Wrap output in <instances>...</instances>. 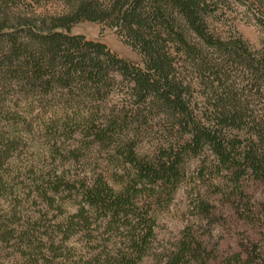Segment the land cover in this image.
<instances>
[{
  "label": "trees",
  "instance_id": "1",
  "mask_svg": "<svg viewBox=\"0 0 264 264\" xmlns=\"http://www.w3.org/2000/svg\"><path fill=\"white\" fill-rule=\"evenodd\" d=\"M218 1L64 0L67 10L49 15L33 8L39 0H0L1 251L22 264H139L191 161L193 179L211 182L237 217L264 223V201L256 209L246 192L249 181L264 185V38L254 48L215 32ZM250 3L264 29V0ZM79 22L115 30L142 65L70 34ZM31 142L43 166L16 169ZM30 197L77 210L44 225L23 210ZM192 203L213 218L208 200ZM93 225L119 240L72 257L68 242ZM240 248L245 258L219 264H264L255 243ZM202 254L186 238L165 264H200Z\"/></svg>",
  "mask_w": 264,
  "mask_h": 264
},
{
  "label": "rangeland",
  "instance_id": "2",
  "mask_svg": "<svg viewBox=\"0 0 264 264\" xmlns=\"http://www.w3.org/2000/svg\"><path fill=\"white\" fill-rule=\"evenodd\" d=\"M39 1V4H33V8L38 14L57 15L67 10L64 0ZM30 9L31 7H27V10ZM255 9L250 0H219L218 10L209 20L211 28L222 37L238 34L252 47L258 48L264 38V29L257 21L258 16ZM70 34L82 35L87 40L101 42L120 58L138 66L142 65L141 56L126 45L115 30L105 25L79 22L72 26ZM23 149L22 162L16 165V169L23 168V165L29 164V162L36 167L43 166L42 159L47 158V154L39 143L31 142L27 148ZM39 159L41 160L39 161ZM197 164L198 161L190 162L187 179L179 186L168 206L158 211L154 239L147 256L139 264H165L168 256L175 252L180 242L186 238H192L196 243H200L202 248L209 253V255L202 254L203 260L200 264H219L225 255L233 253H241L242 258H245V253L240 245L250 246L251 243L258 246L259 252L264 258L263 221L254 215L249 216L247 220L237 217L229 203L211 194V182L205 180L200 183L194 180ZM19 187L21 188V186ZM246 192L251 204L257 209L258 204L264 201V185L249 181ZM196 194L213 205V218H203L198 215L192 203ZM24 202L23 210L28 213L27 215L39 219L44 225H53L64 217L76 213L77 210V206L68 200L62 202L61 214L54 209L47 208L39 200L32 201V197L27 198ZM8 207V198L0 196V214L6 212ZM91 229L89 234H85L86 236L82 232L68 242V248L74 247L70 250L72 257L86 252V249L83 251L81 247H97L107 239L110 241L119 240L118 235L114 237L112 233H106L103 228L93 225ZM73 259L76 260V258ZM22 263V257L17 252L11 255L10 250L9 252L0 250V264Z\"/></svg>",
  "mask_w": 264,
  "mask_h": 264
}]
</instances>
